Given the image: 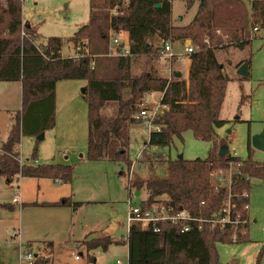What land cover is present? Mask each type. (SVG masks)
Segmentation results:
<instances>
[{"label":"trees","instance_id":"trees-1","mask_svg":"<svg viewBox=\"0 0 264 264\" xmlns=\"http://www.w3.org/2000/svg\"><path fill=\"white\" fill-rule=\"evenodd\" d=\"M184 1L188 9L197 3L194 16L185 25H174L172 0H88V21L77 28L70 40L74 44L87 40L91 56L62 57L61 37L50 36L44 43L37 42L36 26L23 21L22 0H0V82L21 85V108L14 113L8 134L0 144V175L8 181L16 176L71 181L72 164L35 162L38 139L30 161H20L15 151L21 136L37 137L54 127L58 81H85L81 96L87 107L86 159L121 163L127 170L132 162L129 131L138 123L134 115L145 94L162 92L161 102L168 109L155 118L159 129L149 133L148 150L140 157L150 169L155 163L163 166L165 176L131 178L126 189L146 190V197L139 203L142 208L164 201L175 210L187 209L204 219L222 217L229 198L231 218L247 219L251 178L264 180V162L252 159L250 135L245 159L230 153L219 155V148L226 144L217 139L216 129L227 122L219 118V111L230 78L216 50L223 48L224 42L243 49L252 40L253 28H257L256 32L264 30V0H250L248 4L247 0ZM122 31L128 35L130 56L107 57L109 33ZM184 40L197 46L189 56L187 79L180 76L169 80L151 69L131 74L134 57L144 55L150 62L164 43ZM242 63L249 67V59L238 65ZM123 89H128L127 98L123 97ZM107 103H116L111 116L101 113ZM186 130H191L196 139L212 143L205 158H171L160 151L171 144L173 137L181 139ZM229 163L239 165L235 166L228 189L217 185L213 173L225 177ZM71 203L70 197H64L51 205ZM80 204L73 202L74 207ZM8 209L12 210V205ZM248 224L246 233L235 241L231 238L234 227L229 224L210 227L205 223L201 229L193 226L181 231L180 225L165 222L158 224L159 231H154L136 222L129 226L127 240H113L109 235L90 239L86 236L81 244L87 250L104 251L112 244H127L128 264H217L216 245L249 241ZM50 245L47 243V247ZM34 264H46V258L38 257Z\"/></svg>","mask_w":264,"mask_h":264},{"label":"rangeland","instance_id":"rangeland-1","mask_svg":"<svg viewBox=\"0 0 264 264\" xmlns=\"http://www.w3.org/2000/svg\"><path fill=\"white\" fill-rule=\"evenodd\" d=\"M171 5V21L176 25L186 24L197 6L194 3L188 9L184 0H172ZM88 12V0H22L23 21H30L36 26L39 33L37 42L44 43L50 36H59L63 41V54L67 56L74 53L70 37L80 25L88 21ZM252 32L253 39L243 49L224 42L223 48L216 50L218 61L224 65L223 71L230 78L219 111V118L227 122L217 128L216 133L231 153L243 159L248 156L250 135L252 159L264 162V150L251 145V137L264 129V30L256 32L252 29ZM111 37L127 44L125 34L110 32L108 47ZM186 43L197 49L190 41ZM157 44L160 47L163 43ZM172 48L175 53L182 55L183 44ZM243 59H249L246 77L236 73ZM187 61L184 55L169 59L161 57L159 52L150 62L144 55L136 56L131 63V74L138 75L151 69L156 75L171 80L175 78L174 70L179 69L185 75ZM84 86V80L58 82L57 99L54 102L55 125L44 132L43 139L37 144L35 162L72 164L74 173L71 181L61 183L50 178L20 176L8 181L0 175V264L16 263V252L13 251L17 244L9 239V232L13 228H20V240H30L28 247L40 252L44 258L50 256L47 243L53 241L54 264H93L89 259L92 252L81 241L89 234L94 237L109 235L113 240L126 239L127 201L130 198L131 204L139 205L146 197L143 188L138 195L135 189L132 188L130 192L126 189L129 177L146 179L150 176H165L163 166L155 163L154 168L150 169L142 157L136 158L148 139L147 130L139 122L130 127L129 157L132 162L128 170L121 163L86 159L87 107L81 96ZM149 95L143 96L140 107H152L160 93ZM127 96L128 89H123V97ZM20 108V84L0 82V144L8 134L14 113ZM115 109L116 103H107L101 113L111 116ZM35 142L36 137H20L15 151L21 161L31 160ZM211 145V142L196 139L191 130H186L181 139L173 137L171 144L160 151L171 158L181 154L182 158L192 160L205 158ZM147 150H143L141 155ZM152 151L156 152L157 149ZM249 196L250 241L218 243L217 264H264V181L251 179ZM64 197H70L72 203L51 205ZM13 199L18 202L13 203ZM73 202L82 204L74 207ZM11 205L12 210L8 209ZM95 249L96 264H126L127 244H112L105 251ZM75 254L79 255L80 260L74 259Z\"/></svg>","mask_w":264,"mask_h":264},{"label":"built area","instance_id":"built-area-1","mask_svg":"<svg viewBox=\"0 0 264 264\" xmlns=\"http://www.w3.org/2000/svg\"><path fill=\"white\" fill-rule=\"evenodd\" d=\"M254 31H257V28H253ZM250 39H253L252 36ZM208 43L207 40H205ZM234 47V44H230ZM89 45L87 40H83L81 43L74 44V53L73 56H91L89 54ZM196 49L190 43H186L183 45V52L182 55L175 53L173 51L172 45L169 42H166L163 48L159 51V54L163 57H167L172 59L173 57H181L185 56L189 59V56L195 51ZM107 56L111 57H123V56H130L127 45L122 43L118 38L111 37V43L108 47V52L106 53ZM93 64V62H91ZM154 92H150V95H153ZM160 96L158 101H156L152 107H140L139 111L135 113L134 119H136L139 123L143 125V127L147 130L148 135L153 130H158L159 125L154 123L155 118L161 114L164 110L168 109V105L161 102L163 93L159 92ZM148 94V95H149ZM149 95V96H150ZM147 143V142H146ZM144 144V147L137 153L136 158L141 156L143 150H147V144ZM21 161V160H20ZM229 163V168L226 172V176L224 177L221 173L215 172L213 173L214 180L217 182L218 186L226 185L227 188H230L232 174L235 171V166H238ZM131 177H129V180ZM230 197V196H229ZM17 199H13V203H17ZM248 208V207H246ZM230 201L229 198L225 202V206L222 210L223 216L214 219H204L198 218L193 216L189 210L180 208L175 210L170 205H166L164 201H158L152 203L147 208H142L140 205H133L131 204L130 198L127 201V209H126V222L127 227L132 223L139 222L143 228L152 227L154 231H159L158 224L159 223H171L173 225H180L181 231H189L193 226L197 229H201L203 224L207 223L210 227L215 225H219L220 227H224V225L229 224L234 227L233 234L231 238L233 241L239 238V235H244L246 233V225L249 223V219L244 218L240 219L238 216L236 218H231L230 214ZM9 239L10 242L13 240L17 244L16 248V263L15 264H34L38 257H41L40 254L34 252L30 247H28L27 243L22 242L20 239V231L19 229L13 228L9 232ZM127 240V237L126 239ZM74 259L78 260L79 255H74Z\"/></svg>","mask_w":264,"mask_h":264},{"label":"crops","instance_id":"crops-1","mask_svg":"<svg viewBox=\"0 0 264 264\" xmlns=\"http://www.w3.org/2000/svg\"><path fill=\"white\" fill-rule=\"evenodd\" d=\"M250 1V0H249ZM197 4V3H196ZM196 8H197V6H196ZM196 8H195V11H196ZM89 13V12H88ZM195 13V12H194ZM194 16V15H193ZM192 16V17H193ZM192 19V18H191ZM190 19V20H191ZM24 20V19H23ZM171 20H172V16H171ZM189 20V21H190ZM25 21V20H24ZM188 21V22H189ZM26 22H29L30 24H32V25H34L32 22H30V21H26ZM187 22V23H188ZM186 23V24H187ZM174 25H176V24H174ZM179 25H185V24H179ZM35 26V25H34ZM38 30V29H37ZM38 32V31H37ZM120 33H123V34H125V36H126V41H127V43H128V35H127V33L126 32H119L118 34H120ZM116 34V33H115ZM122 43H124L123 41H121ZM186 42H189L188 40H184V41H178V42H170L171 43V45L174 47V46H176L177 44L178 45H180V44H185ZM72 43H73V41H72ZM74 44V43H73ZM125 44V43H124ZM125 45H127V44H125ZM174 49V48H173ZM61 56L62 57H67V55H64L63 54V51H62V48H61ZM69 56H73V54L72 55H69ZM162 57V56H161ZM164 58V57H163ZM178 58H180V57H178ZM188 66H189V59H188V61H187V63H186V72H185V75H183L182 74V72L179 70V69H177V70H174V77H175V74L176 73H180V76H183V78H185V79H187V76H188ZM59 82V81H58ZM58 82L56 83V88H55V95H54V100H55V102H56V99H57V84H58ZM19 84H20V82H18ZM20 87H21V85H20ZM129 133H130V131H129ZM217 139H219V137L217 138ZM229 153L230 154H232V155H235L234 153H231L230 152V150H229ZM19 160H21V159H19ZM37 163H39L38 161H36ZM251 179H253V178H251ZM256 179H258V180H261V181H264V180H262V179H259V178H256ZM56 182V181H55ZM136 192H138V194H140V192L139 191H137V190H135V193ZM249 201H250V196H249ZM249 217H250V207H249V205H248V219H249ZM19 229V231H20V228H18ZM249 229H250V227H249V225H248V238H249ZM105 236V235H104ZM98 237H100V236H98ZM20 238H21V233H20ZM90 238H94V236L92 235V234H89V235H87V239H90ZM30 240H28V241H25L24 243H30L31 244V242H29ZM249 241H250V238H249ZM50 243H51V245H50V247H48L49 248V255L50 256H48V257H46V264H54V263H56L55 262V259H54V256L52 257V251H53V248H54V243H53V241H49ZM48 242V243H49ZM32 248H33V246H32ZM109 248V247H108ZM108 248H107V250H108ZM96 250V249H95ZM95 250L93 249V250H90V252H92V254H91V257H89V259L90 260H92V263L93 264H96V262H97V259H96V256L94 255V252H95ZM89 251V250H88ZM14 253L16 252V249H15V251H13ZM38 253V252H37ZM38 254H40L41 255V253L39 252ZM15 256H16V253H15ZM42 256V255H41ZM89 256V255H88ZM42 257H44V255L42 256ZM78 260H80V259H78ZM14 263H15V260H14ZM126 264H128V247H127V254H126Z\"/></svg>","mask_w":264,"mask_h":264},{"label":"water","instance_id":"water-1","mask_svg":"<svg viewBox=\"0 0 264 264\" xmlns=\"http://www.w3.org/2000/svg\"><path fill=\"white\" fill-rule=\"evenodd\" d=\"M156 6H158V4H156ZM236 73L239 75V76H242V77H246L248 75V66L246 63H242ZM175 77H180V73H176L175 74ZM84 92V88L82 89V93ZM44 133L40 134L39 136L36 137V139L38 140H41L43 139V135ZM251 145L254 147V148H257V149H260V150H264V129L262 130V132L254 135L251 137ZM229 153V148L227 146H221L219 148V155L220 156H223L225 154ZM177 158H182V155H178ZM136 195H138V192L135 193Z\"/></svg>","mask_w":264,"mask_h":264}]
</instances>
